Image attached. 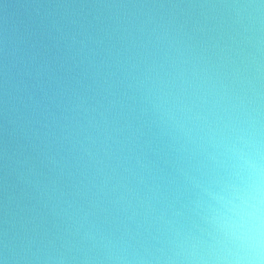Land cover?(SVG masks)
<instances>
[{
	"label": "clouds",
	"instance_id": "clouds-1",
	"mask_svg": "<svg viewBox=\"0 0 264 264\" xmlns=\"http://www.w3.org/2000/svg\"><path fill=\"white\" fill-rule=\"evenodd\" d=\"M0 0V264H264V0Z\"/></svg>",
	"mask_w": 264,
	"mask_h": 264
},
{
	"label": "water",
	"instance_id": "water-1",
	"mask_svg": "<svg viewBox=\"0 0 264 264\" xmlns=\"http://www.w3.org/2000/svg\"><path fill=\"white\" fill-rule=\"evenodd\" d=\"M14 2V0H4V3H8L10 5L9 11H14L15 9L11 7V4Z\"/></svg>",
	"mask_w": 264,
	"mask_h": 264
}]
</instances>
